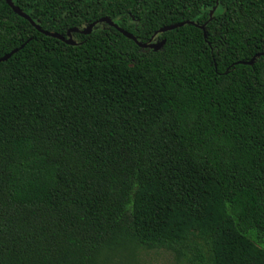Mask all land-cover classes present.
Instances as JSON below:
<instances>
[{"label":"trees","instance_id":"16d2710c","mask_svg":"<svg viewBox=\"0 0 264 264\" xmlns=\"http://www.w3.org/2000/svg\"><path fill=\"white\" fill-rule=\"evenodd\" d=\"M65 37L145 44L216 0H11ZM140 49L67 45L0 0V264H264V0ZM252 65H242L252 60Z\"/></svg>","mask_w":264,"mask_h":264},{"label":"water","instance_id":"95a60500","mask_svg":"<svg viewBox=\"0 0 264 264\" xmlns=\"http://www.w3.org/2000/svg\"><path fill=\"white\" fill-rule=\"evenodd\" d=\"M103 1H108V0H103ZM6 4L12 10L13 13H15L16 15L20 16L21 18H23L24 20H26L27 22H29L30 25L33 28H35V30H37V32H39L40 34H42L44 36L55 38V39H57V40L65 43L67 45H74V41L71 39V36H70L71 33H76V34H81V35H89L95 25H97L99 23H104V24H107L110 27L114 28L118 33H120L125 38L133 41L138 48H140V49H146V48H148V49L153 50V51L156 52V51H159L163 47V45L165 44V40H162L161 42H158V43L151 44V41H152L153 38H155L156 36H159V35H161L163 33H166V32H169V31H172V30L181 28L184 25H193L196 28H198L199 30L203 31V37L205 39L206 35H205L204 27L211 20V15H212L213 11L215 10V8L218 5V0H216L215 7L212 10V12L210 13L208 21L205 24H203L202 26L196 25L193 22H182V23L173 24V25H170V26L161 28L158 31H156L153 34L151 40L149 42L145 43V44L139 43L135 39V37H133L131 34L127 33L126 31L122 30L121 28H119L117 25H115L114 23H112L111 20L108 19V18H102V19L98 20L97 22H95L92 25H90L89 28L86 31H80L78 29L68 30L66 32V34H65V37H63V36H60V35H58L56 33L46 32V31L42 30L41 28H39L34 22L31 21V19L27 15H25L24 13H22L16 6H14L11 0H6ZM23 46L24 45L20 46L18 49L12 50L10 53H8L5 56H3L0 59V62L7 61L13 54L17 53L18 50L22 49ZM261 55H264V54H261ZM261 55L259 54V55L255 56L249 62H246V63L241 62L240 64H242V65H249L250 66V65L253 64L255 58H258Z\"/></svg>","mask_w":264,"mask_h":264},{"label":"rangeland","instance_id":"374dc122","mask_svg":"<svg viewBox=\"0 0 264 264\" xmlns=\"http://www.w3.org/2000/svg\"><path fill=\"white\" fill-rule=\"evenodd\" d=\"M138 264H174L173 255L164 250L139 252Z\"/></svg>","mask_w":264,"mask_h":264}]
</instances>
